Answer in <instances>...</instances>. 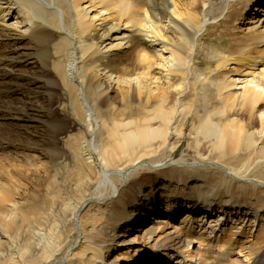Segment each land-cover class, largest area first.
Segmentation results:
<instances>
[{"label": "bare ground", "instance_id": "obj_1", "mask_svg": "<svg viewBox=\"0 0 264 264\" xmlns=\"http://www.w3.org/2000/svg\"><path fill=\"white\" fill-rule=\"evenodd\" d=\"M233 7L236 52L212 53L211 81L196 37ZM0 47V99L74 115L0 159V264H264V0H0ZM199 84L217 123L188 121ZM183 140L192 162L159 163Z\"/></svg>", "mask_w": 264, "mask_h": 264}, {"label": "rangeland", "instance_id": "obj_2", "mask_svg": "<svg viewBox=\"0 0 264 264\" xmlns=\"http://www.w3.org/2000/svg\"><path fill=\"white\" fill-rule=\"evenodd\" d=\"M188 1L189 0H183V2H188ZM236 9L237 8L235 7L232 8V11L230 12L231 17L226 18L225 20H218L211 22L209 25H207V28L205 30L199 33L200 36L197 35L196 37L197 44L199 45L197 48V54L193 62L194 64L193 67H195L197 72L201 73L203 77H207L211 81L218 82L217 80H219L218 77L221 74V71L218 67L216 68L218 61L210 60V57L215 54H218V52L221 55L224 54L228 56L229 55L231 56L233 55L234 52H236V49H234L233 47V42H234L233 40L236 35L234 33V29L236 28L234 21V18L236 16L235 15ZM195 11L199 12L200 7L197 6ZM1 46L6 47L3 45ZM29 46L30 45L27 43L24 44L25 50L26 48H30ZM2 47H0V49H2ZM32 58H37L39 60L40 59L42 60L43 55L37 52V54L35 53V55H33ZM31 72L32 71H30V73ZM206 94L208 95L207 98L210 101L208 105L204 104V99H203L204 95L206 96ZM215 96L216 95L213 87H210L208 84H206L205 87L200 84L197 85L195 93L193 92V94H191L188 97H185L183 100L184 106L189 107V111L187 112L189 116L185 115V117L188 116L187 117L188 121H191V123H193L194 125H198L199 123V120L197 119L198 116L194 115V113L197 112L198 115L200 114L201 116L210 115V117L212 118L211 120L217 123L218 117H216L213 114L219 111L220 105L216 104L217 102L215 101L216 100ZM24 100L25 99L22 98L20 95L11 96L8 94L4 95L0 99V126L2 131V132L0 131V138L5 139L6 142H8L7 144L9 145L8 148L6 147L5 149L0 148V159H4L5 157H9V158L11 157L15 159L16 155L13 154V150L16 149L17 147L20 148L22 147L23 153L30 152L31 154H33L34 151L32 149H35L37 147L39 148L40 146L43 147L46 143L49 142V138L51 136L50 132H52V126H55L61 118H65V117L67 119L74 118L72 111L69 109L68 105H66L65 98L59 103L53 101L51 107H49L48 101L45 96H36L34 99H31V101H33L32 102L33 106L31 107L34 109L31 111L29 110L26 115H24L23 113H19V111H21L24 108L25 105ZM71 124L73 125V127L65 130V132L58 137L59 146L65 145L66 142L68 141V138L75 136L77 134L74 124L73 123ZM16 139L20 140L22 146L16 144L17 143ZM200 146H201L200 149L201 150L203 149L205 152L208 149L206 143L202 141L200 143ZM46 151L44 153H46ZM167 151L168 150H165L160 153L161 156L157 158V160L160 161L159 163L171 159L172 157H175V159L181 158V156H184L185 157L184 159L187 162H192L193 159L192 154L194 150L191 148H186V142L184 140L177 148L175 154L174 153L172 154V152H167ZM44 159L46 161H49L47 156H45ZM149 163L153 164L154 161H150ZM54 170L58 174L57 175L58 178L61 177V178H65L66 180L71 179L73 177L72 175H74L73 174L74 171L71 170V168L66 169L63 166H61L56 168L54 167ZM72 185L74 187L73 181H71V186Z\"/></svg>", "mask_w": 264, "mask_h": 264}]
</instances>
